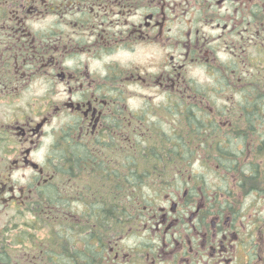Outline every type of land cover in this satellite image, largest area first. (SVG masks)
<instances>
[{
	"label": "flooded vegetation",
	"instance_id": "1",
	"mask_svg": "<svg viewBox=\"0 0 264 264\" xmlns=\"http://www.w3.org/2000/svg\"><path fill=\"white\" fill-rule=\"evenodd\" d=\"M0 264H264V0H0Z\"/></svg>",
	"mask_w": 264,
	"mask_h": 264
},
{
	"label": "trees",
	"instance_id": "2",
	"mask_svg": "<svg viewBox=\"0 0 264 264\" xmlns=\"http://www.w3.org/2000/svg\"><path fill=\"white\" fill-rule=\"evenodd\" d=\"M162 148H163V152L164 153H172L173 152V149L171 148L170 144L166 141L163 142V145H162ZM144 151V150H143ZM163 153V154H164ZM166 158V157H165ZM97 166L99 167H102L100 165H96L94 166V169L97 168ZM117 171V170H115ZM93 174V180L95 178H99L98 182L101 183H105V190L106 191H113V193H123V190H124V176H122V174L118 175V172L114 173V174H110V173H106L105 175L104 174H99L97 173L99 176L97 177V175H95V173H92ZM132 177V184H131V187H130V191H131V196L132 198L136 197V194H139L140 191L137 190V186L135 185V182L137 180H141L143 178L146 177V175L142 176V175H135L134 173H132L131 175ZM148 177V176H147ZM142 187V185H141ZM146 192V190L144 191ZM135 206V203L133 202V205H132V208H134Z\"/></svg>",
	"mask_w": 264,
	"mask_h": 264
},
{
	"label": "rangeland",
	"instance_id": "3",
	"mask_svg": "<svg viewBox=\"0 0 264 264\" xmlns=\"http://www.w3.org/2000/svg\"><path fill=\"white\" fill-rule=\"evenodd\" d=\"M33 218L31 217V215H27V216H25V219H22V218H20V220H19V222H20V230H26V231H31L30 230V228H28V226H27V221L28 220H32ZM45 230H38L37 232H38V234L39 235H45V232H44Z\"/></svg>",
	"mask_w": 264,
	"mask_h": 264
}]
</instances>
